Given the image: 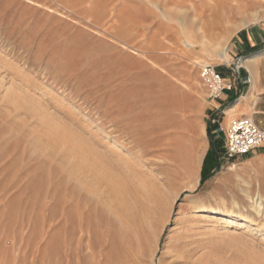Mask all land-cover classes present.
Here are the masks:
<instances>
[{
  "label": "rangeland",
  "instance_id": "374dc122",
  "mask_svg": "<svg viewBox=\"0 0 264 264\" xmlns=\"http://www.w3.org/2000/svg\"><path fill=\"white\" fill-rule=\"evenodd\" d=\"M207 1L0 0V264H264V147L227 155L198 73L243 82L264 0Z\"/></svg>",
  "mask_w": 264,
  "mask_h": 264
},
{
  "label": "crops",
  "instance_id": "0c3cea01",
  "mask_svg": "<svg viewBox=\"0 0 264 264\" xmlns=\"http://www.w3.org/2000/svg\"><path fill=\"white\" fill-rule=\"evenodd\" d=\"M259 42L264 43V37ZM255 54V57L245 64L247 73L242 72L241 84L232 80L234 73L229 70L230 63L226 64V68L217 65L221 77L234 84L232 91L224 92L219 98L209 101V107L214 113L224 114V119L228 118L226 127L230 120L248 115L258 127L264 129V49Z\"/></svg>",
  "mask_w": 264,
  "mask_h": 264
},
{
  "label": "built area",
  "instance_id": "2783aa9c",
  "mask_svg": "<svg viewBox=\"0 0 264 264\" xmlns=\"http://www.w3.org/2000/svg\"><path fill=\"white\" fill-rule=\"evenodd\" d=\"M199 78L206 88L208 99H217L224 92L232 91L234 84L226 82L217 71V66H198ZM264 147V130L253 119L241 117L230 120L226 127V153L229 157H242Z\"/></svg>",
  "mask_w": 264,
  "mask_h": 264
},
{
  "label": "bare ground",
  "instance_id": "6f19581e",
  "mask_svg": "<svg viewBox=\"0 0 264 264\" xmlns=\"http://www.w3.org/2000/svg\"><path fill=\"white\" fill-rule=\"evenodd\" d=\"M208 2L209 1H207L204 4L202 9H197L194 6L192 7V9H193V12H194V15L196 16V18L197 17L198 18H202V17L203 18H211V21H210L211 23L209 24L207 22L205 24V27H207V29L209 28L212 30L215 28L214 27L215 25L217 26V24L214 21H216L215 16H217L218 12L223 13V17L230 20V16H232L233 14L241 15L243 12L248 10L250 6L252 7V6L258 5V3L254 0H250V1H247V0H217L216 2H213V3H208ZM181 4H183V2ZM187 4L189 5V3H187ZM182 8H185V7H182ZM192 23H193V21H192ZM199 27L200 26H198V28ZM180 28H181V31L186 30L182 26H180ZM202 33H204V32H202ZM202 33H200V34H202ZM184 43L186 44L185 45L186 47H192L193 46V42H191V41L190 42H184ZM182 44H183V41H182ZM195 45H196V43H195ZM218 57H219L218 59H219L220 63H223V62L227 63L229 61V58L225 53H219ZM244 63H245V61H243L240 65L243 66ZM190 213H199L200 215L209 214L212 217L224 218L226 220V222H224V224L222 222H215L214 223L213 230H215L216 232L219 231L221 228L233 226L234 223L230 219H235L236 221H240V222L246 221V218L243 216L234 215L230 211H226L223 208H220V207L219 208H213L210 205H207V204H204L201 202L192 203L190 206ZM208 234H210V233H208ZM208 234H204L205 237Z\"/></svg>",
  "mask_w": 264,
  "mask_h": 264
}]
</instances>
